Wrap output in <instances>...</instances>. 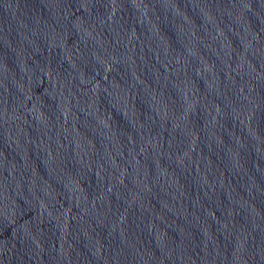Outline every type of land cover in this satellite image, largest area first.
Segmentation results:
<instances>
[{
    "label": "water",
    "instance_id": "water-1",
    "mask_svg": "<svg viewBox=\"0 0 264 264\" xmlns=\"http://www.w3.org/2000/svg\"><path fill=\"white\" fill-rule=\"evenodd\" d=\"M0 264H264V0H0Z\"/></svg>",
    "mask_w": 264,
    "mask_h": 264
}]
</instances>
